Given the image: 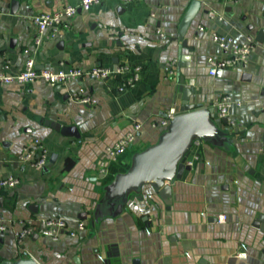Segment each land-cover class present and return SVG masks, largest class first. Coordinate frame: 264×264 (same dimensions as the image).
<instances>
[{"label":"crops","instance_id":"1","mask_svg":"<svg viewBox=\"0 0 264 264\" xmlns=\"http://www.w3.org/2000/svg\"><path fill=\"white\" fill-rule=\"evenodd\" d=\"M79 1L0 0V73L18 74L32 58L38 71L49 72L137 66L139 80L124 92L118 91L117 76L103 82L84 76L59 85L42 80L0 85V178L20 182L0 190V221L6 226L0 232V264H20L24 256L37 264H264V38L257 41L264 30V0H197L186 47L178 27L193 0H103L89 11L79 9L61 37L47 32L36 45L31 17ZM209 12L216 18L209 20ZM213 32L239 44L253 40L247 62L209 76L207 58L225 57ZM180 78L195 109L212 107L225 95L239 102L229 109L233 125L213 113L226 136L193 148L191 169L172 184L171 206L143 185L114 217L106 196L123 173L108 182L109 171L129 170L137 153L158 143L164 129L151 124L171 108L180 114ZM80 89L95 105L71 100ZM46 122L74 127L78 137ZM136 124L141 128L132 146L108 174H100L105 148ZM35 139L50 158L55 155L46 173L17 162ZM220 214L224 223L216 220ZM56 218L67 222L56 241L35 233L17 242L21 221Z\"/></svg>","mask_w":264,"mask_h":264},{"label":"built area","instance_id":"2","mask_svg":"<svg viewBox=\"0 0 264 264\" xmlns=\"http://www.w3.org/2000/svg\"><path fill=\"white\" fill-rule=\"evenodd\" d=\"M103 0H80L76 6H67L50 14H39L31 17L32 24L36 27L37 37L35 44L39 45L43 36L49 32L52 37L62 35V29L66 27V21L76 15L80 9L82 11H89L93 5L99 4ZM0 11V17H1ZM208 19L213 20L216 18V14L213 12L207 13ZM198 30L202 31L203 28L199 27ZM114 32V31H113ZM115 33V32H114ZM157 33L162 37L163 34L158 30ZM212 41L218 46V48L225 53L224 58L216 59L209 57L206 60L207 72L209 76L214 77L219 70L235 69L243 66L248 59V56L253 49L254 41L248 39L245 43H236L233 39L224 35H219L215 32L211 33ZM140 68L132 65H116L111 67H98L91 71H83L77 68H71L68 70H60L57 72L38 71L35 68V63L32 58H28L25 62V66L22 72L18 74H5L0 73V85L18 84L22 86H28L37 80H42L51 85H59L68 81L83 78L84 76L95 81H106L110 76H117L119 78V92H124L128 87L132 86L139 80ZM71 100L83 105H95V101L86 94V89H80L74 92L70 96ZM240 103L232 99L231 96H222L217 99L213 104L214 112L220 119H226L229 125H233V122L228 118L229 109L232 106H239ZM177 116L173 108L165 114V116L158 122H153L152 127L160 126L164 131L168 127L170 121ZM141 125L136 124L131 131L123 135L112 146H108L104 151V158L98 165V172L102 175L108 174V167L111 164L117 163L123 156L126 150L132 146L135 141L136 134L140 130ZM200 142L194 141L190 147V154L192 155L193 148L199 147ZM190 156V155H189ZM194 156V154H193ZM189 158V157H188ZM187 158V164L190 166L192 162ZM50 154L45 149L43 143L35 139L31 145L23 148L20 156L17 158V162L21 165L42 171L49 165ZM19 179L13 176L0 178V190H12L19 184ZM203 215V214H201ZM218 223H224L226 220L225 215L220 214L217 216ZM67 222L63 218L56 219H28L21 221L22 229L16 234L17 242H23L33 234H39L56 241L59 238L61 232L66 229ZM85 229L83 223L78 224V230L83 231ZM6 230V226L0 221V232ZM71 236L74 233H70ZM241 251L238 257L243 259L246 257L244 245L240 246Z\"/></svg>","mask_w":264,"mask_h":264},{"label":"water","instance_id":"3","mask_svg":"<svg viewBox=\"0 0 264 264\" xmlns=\"http://www.w3.org/2000/svg\"><path fill=\"white\" fill-rule=\"evenodd\" d=\"M199 2L193 0L180 21L178 27V40L183 47L187 46L184 39L186 31L195 17ZM264 38V30H261L257 41ZM62 44V43H61ZM185 60V58H182ZM177 91L182 94L180 114L175 116L168 127L161 135L157 144L137 153L130 169L116 176L111 184L106 196L108 203L112 206V216L121 213L127 197L133 192H137L143 185H151L159 198L165 205L172 203V184L181 180L184 171H189L191 167L186 163L190 155V147L194 141L203 142L209 140H224L226 134L217 128L212 120L213 107L195 109L188 104L190 89L184 86V80L180 78ZM226 119H223L224 123ZM56 131L70 133V136L78 137L74 127L63 128L59 124L46 122ZM55 155L50 158V163H54ZM44 168L42 173H46ZM86 218V215L79 216ZM261 222V219H259ZM264 233V228H261ZM2 264H11L3 262ZM20 264H37L35 261L24 256ZM138 264V263H134Z\"/></svg>","mask_w":264,"mask_h":264},{"label":"trees","instance_id":"4","mask_svg":"<svg viewBox=\"0 0 264 264\" xmlns=\"http://www.w3.org/2000/svg\"><path fill=\"white\" fill-rule=\"evenodd\" d=\"M117 163H119V161ZM117 163H114V164H117ZM127 170H128V166L124 167V168L110 169L109 175L107 176V181L108 182L112 181V179H113L115 174H117V173H125Z\"/></svg>","mask_w":264,"mask_h":264}]
</instances>
